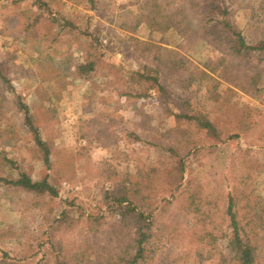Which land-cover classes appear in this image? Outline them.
<instances>
[{"label":"rangeland","instance_id":"obj_1","mask_svg":"<svg viewBox=\"0 0 264 264\" xmlns=\"http://www.w3.org/2000/svg\"><path fill=\"white\" fill-rule=\"evenodd\" d=\"M198 1L0 0V151L12 162L0 161V177L49 176L58 191L35 196L0 181V264L104 263L108 249L127 242L116 196L154 209L139 264H234L221 214L234 189L247 196L237 210L247 202L259 205L255 241L258 264H264V74L255 88L240 90L234 77L254 73V66L226 55L230 69L211 74L219 81L217 102L186 77L162 76L165 92L159 93L130 76L163 61L165 51L185 65V75L220 57L221 50L200 36L180 39L177 28L151 30L146 21L184 18L199 26L198 17L181 14ZM216 1L248 42L264 39V0ZM37 15L30 29L19 24ZM86 61L94 70L73 75ZM187 100L207 112L223 143L188 151L179 136L188 126L173 116ZM21 105L50 149L49 169ZM179 160L192 184L182 187L185 200L163 209L167 172ZM194 192L203 213L186 215Z\"/></svg>","mask_w":264,"mask_h":264},{"label":"trees","instance_id":"obj_2","mask_svg":"<svg viewBox=\"0 0 264 264\" xmlns=\"http://www.w3.org/2000/svg\"><path fill=\"white\" fill-rule=\"evenodd\" d=\"M91 3L94 0H89ZM189 9H184L182 11V16L188 14H193L194 17H198L199 26H192V22L185 21L184 18H180L179 21L172 20L170 17L169 24L164 18L151 17V19L146 20L148 22L149 28L151 30H157L161 24L164 25L165 29L177 28V33L179 38H188V34L193 36H200L203 41L207 40V43L215 44L220 51V57L214 62L211 60L203 63L204 69L195 68L185 75V70L181 67L185 66L181 61L175 59L171 56L172 52L165 51L166 54L163 61H158L153 67L145 66L142 73H132L130 76L135 83L143 82L150 83L151 86H155L159 93H164V86L162 85V76L168 77L171 75H178L180 78L186 77L188 81H197L198 86H203V91L206 95V99L214 100L217 102L219 100V93L217 92L219 81H217L211 74H216L217 71L222 73L227 72L230 67L227 65L226 55L231 58V60L236 58H246L249 59L250 63L254 66V73L234 77L236 82H232L236 88L243 91H249L251 88L256 87V83L260 76L264 74V39L257 40L256 42H248L241 31L238 30L236 24H234L230 18V11L225 5L217 3L216 0H209L207 4H204L202 0L197 3H188ZM31 15L25 13H14L13 17H30ZM38 15L29 21L26 19V23H19L26 29H30L38 22ZM21 20V18H19ZM27 21L30 22L27 25ZM25 22V21H24ZM164 22V23H163ZM222 33L223 36L219 38V34ZM213 41L212 39H217ZM211 39V40H210ZM255 56V57H254ZM94 70V62L86 61L83 64L76 66V72L73 75L80 76L84 74H89ZM219 71V76L221 72ZM190 74V76H189ZM195 79H194V77ZM149 96V95H146ZM184 103V104H183ZM180 106L181 111L179 114H174L173 116L181 125H186L183 131L180 130V138L186 141L188 145V151H194V154L200 153L201 148L205 146L215 147L218 144L223 143L222 134L218 130L215 123H213L207 115V112L201 109L197 105H192V103L187 100L184 101ZM27 119L26 125L29 132L32 133L33 142L37 148L43 164L49 169L50 168V156L51 152L48 146L43 141L39 132L33 127L31 119L29 117V109L26 105H21ZM169 111V109H166ZM195 131H192L191 128ZM0 161L4 163L5 166H10L12 164L0 151ZM151 172H154L152 170ZM162 171L159 172V174ZM185 166L182 160L177 162L175 167L172 166L171 170L167 172L169 178H167L166 185L169 189H166V193L169 195L165 197L163 209L167 208L175 200H185V192L182 188L188 190L191 186V181L186 179L184 176ZM0 181L10 186L17 187L27 194L35 196H56L58 191L56 187L51 183L50 177L45 176L39 180H34L28 177L26 174H20L17 179L8 180L7 178L0 177ZM178 193V195H177ZM226 206L223 207L221 211L223 222L228 231L227 235V246L232 254V259L234 264H258L257 261V244L255 241V236L260 229L259 223H254L255 219L257 221H262V213L257 212L255 209L259 206L258 203L253 202L251 206L247 202V205L239 207L242 199H247V196L241 191L234 189V193L227 194ZM200 194L194 192L188 196L183 210L185 214H202V205L199 204ZM115 206L118 208V212L121 217V228L125 230V237L127 238L126 244L118 247V250L108 249L106 251L108 257L104 259L102 264H139L142 263L145 258V251L148 240V231L151 225V220L153 217L154 209L149 211H144V206L142 202L135 203L130 198L122 196H116L112 198ZM246 208L248 212L245 211ZM254 211L253 214H251ZM242 219V220H241ZM129 240V243H128ZM122 254V257L117 254ZM114 254V255H113ZM98 260H100L98 258ZM8 264H16L10 262ZM56 264H65L64 262L57 261Z\"/></svg>","mask_w":264,"mask_h":264}]
</instances>
